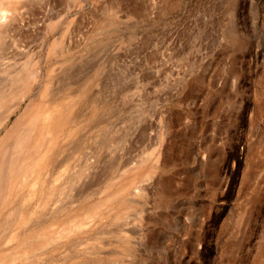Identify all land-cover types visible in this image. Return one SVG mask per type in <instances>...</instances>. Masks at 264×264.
<instances>
[{"label": "rangeland", "instance_id": "obj_1", "mask_svg": "<svg viewBox=\"0 0 264 264\" xmlns=\"http://www.w3.org/2000/svg\"><path fill=\"white\" fill-rule=\"evenodd\" d=\"M25 3V35L0 47V82L57 39L39 82L51 69L63 95L86 93L60 164L43 173L50 196L27 200V188L14 196L5 213L18 202L32 216L5 219L0 249L16 245L11 232L62 208L74 213L134 178L118 195L130 203L121 217L104 212L78 242L35 251L34 263L264 264V0Z\"/></svg>", "mask_w": 264, "mask_h": 264}, {"label": "bare ground", "instance_id": "obj_2", "mask_svg": "<svg viewBox=\"0 0 264 264\" xmlns=\"http://www.w3.org/2000/svg\"><path fill=\"white\" fill-rule=\"evenodd\" d=\"M27 1L25 0L23 3V0H0L1 48L2 42L6 40L7 36H10L9 40L11 41V36H14L16 33L19 34V38L21 33H24L25 35L26 32H24L25 27L23 22L24 17L22 16L24 14L21 15V13H23V10H26L25 6L27 5V3L25 2ZM39 2L41 3L42 1ZM43 3L44 2H42V4ZM42 4H40L39 6L44 7V5ZM47 4L49 3H46L45 5ZM21 8L23 10H21ZM20 10L22 12H20ZM30 10L28 8L27 11ZM29 13H27V15L25 13L27 17L26 20L30 15ZM38 13L33 15H35L36 17ZM31 16L29 17V22L32 21V17L34 18V16ZM28 21L26 22V24L28 23ZM51 26L48 27V29L51 28ZM62 31L64 30H61V32ZM63 37H66V33ZM21 39L25 41V37ZM56 40L55 42L53 40L52 42L50 41L51 43L48 42L49 44L46 47L47 53L45 57L42 56L43 59L37 60L38 58H36L35 60L34 57V60L26 62L21 70H17L13 74L9 73L10 75H7V78L3 79V81L0 82V226L5 225V221L10 215H14L15 218H13L16 221L14 219L12 220L21 223H24L26 220L28 221L30 216H32L29 213H31L33 209H25L24 207L19 206L18 202L16 203L17 205L14 203V206L9 207V209H7L8 212L5 213V208L9 205L11 206V204L15 202L14 196L17 195V193L21 189H28V193L26 194L29 197L27 198V200H31L36 196H40L39 200H41L42 198L46 199V197L48 198L50 196L49 194L51 189H53L54 184L53 182H49V178V180H42L43 173L45 174L44 171L52 163L54 164L56 162H54V160L55 158H59L57 157L59 153H63L65 140L72 137L76 129L79 128V125L82 121L80 113H78L77 109H75V105L82 101V98L86 93L84 88L85 86H83L80 91L78 89V93H76V95H63L62 89H57L53 85L51 69L48 70L47 76H45L41 82H39L38 80L41 74L39 64L41 61H47L52 55L54 56V46L57 43ZM59 40L58 42L61 43L62 40ZM14 41L16 40L13 39V42ZM6 42L7 41H5V43ZM16 42H14V45L16 44ZM19 42H21V40ZM21 49L22 48H18L16 46L14 50L16 52L20 51ZM26 50L23 51L27 52ZM30 51L31 50H29V52ZM48 63L50 62L48 61ZM28 66L31 69H28ZM36 85H38L39 88L36 89L35 92H33ZM26 98H29L27 107L17 117L15 122L13 121V125L9 129L7 128L5 131V124L11 119L12 114L17 112V110L21 106L22 101ZM37 98L40 99L38 100ZM3 131L4 133L1 135ZM66 155L64 154V156ZM60 157L63 158V156ZM57 162L55 164H57ZM58 164H60V162H58ZM58 164L56 166H58ZM50 171L52 170L50 169ZM133 179L134 178L122 182L118 185L116 184V186H114L111 192L106 196L102 198L99 197L100 199L97 198L98 200H94L95 202L91 201L93 202L91 204H88L86 202V206L85 204H83L84 207L77 209V211L74 213L64 212L66 209L62 208L55 214H52L53 216L50 217L51 220L47 223L42 224L37 222V225H34L32 227L30 226L28 228L24 227L20 232H11L10 236L8 234L9 240H16V245L10 247V249L8 250L0 249V264H35L34 261L37 260V257L40 254H38L37 252L35 253V251L39 252L38 249H42V252L49 254V252H53L56 248L67 245L66 243L68 242H76L83 235L84 228L88 227L86 226V224L91 220H99L103 216L104 212L112 214L115 218L121 217L124 213V209L126 207H129L130 203L128 199H125L124 197L119 198L118 195H120L124 191L126 192L127 188L133 186L132 184L135 181V179ZM49 199H51V197ZM46 201L44 200L43 202ZM20 202L22 204V198ZM59 223L63 224L61 225L62 227L60 229H57L56 227ZM4 230H0V241H4L7 239L4 236ZM74 235L75 238L73 239L75 240H69L70 236L73 237ZM45 253H42L43 256ZM38 258L40 259V256Z\"/></svg>", "mask_w": 264, "mask_h": 264}]
</instances>
